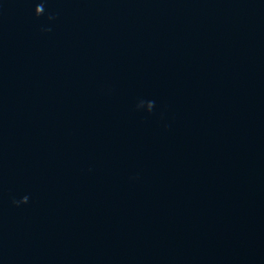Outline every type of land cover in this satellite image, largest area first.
I'll return each instance as SVG.
<instances>
[{
	"label": "water",
	"instance_id": "1",
	"mask_svg": "<svg viewBox=\"0 0 264 264\" xmlns=\"http://www.w3.org/2000/svg\"><path fill=\"white\" fill-rule=\"evenodd\" d=\"M0 264H264V0H0Z\"/></svg>",
	"mask_w": 264,
	"mask_h": 264
}]
</instances>
